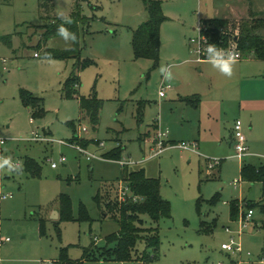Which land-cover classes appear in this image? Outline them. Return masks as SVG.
<instances>
[{"label":"rangeland","instance_id":"rangeland-1","mask_svg":"<svg viewBox=\"0 0 264 264\" xmlns=\"http://www.w3.org/2000/svg\"><path fill=\"white\" fill-rule=\"evenodd\" d=\"M162 1L168 19L155 66L151 59H135L132 47L133 30L149 17L143 0H0V135L7 139L3 158L22 162L19 171L0 168L1 235L11 239L1 247L0 264H59L63 247L74 261L89 250L83 264H264V212L254 207L247 227L241 213L231 217L234 200L245 215L248 202L264 203V183L241 179L243 164H264V61L252 54L236 59L232 73L242 65L253 73L263 71L242 83L241 94L237 82L228 80L231 76L200 62L190 43L203 19L225 18L239 25L253 13L264 18V0ZM77 2L89 20L81 25L80 59L96 61L80 72L78 92L90 97L96 91L102 100L97 123L82 115L78 99L63 94L78 59L45 56V45L69 50L74 42L56 36L38 48L43 35L39 26L59 13L69 17ZM259 33L264 36V27ZM162 68L171 74L166 81L174 88L159 98ZM21 89L44 98V117L24 105ZM186 98H199L200 105ZM69 121H75L78 136ZM238 121L249 148L243 159L235 156L233 143ZM35 130L53 141L29 140ZM166 130L165 146L156 153L157 135ZM183 142L197 144V149L173 147ZM74 145L97 157L88 159ZM120 149V159L105 155ZM61 157L64 163H59ZM26 158L40 164L38 175L27 172ZM122 160L132 163L122 166ZM123 167L145 169L147 176L159 178L162 196L172 206L170 218L155 223L146 217L145 226L159 227L161 235L160 247L148 250L156 256L152 261L100 260V252L91 250L93 241L104 246L107 236L120 231L109 199L134 198L125 182L116 181ZM7 194L12 195L2 198ZM62 195L71 199L72 219L57 222L51 216L60 209ZM82 206L86 218L81 217ZM232 238L241 252L222 249ZM144 248L140 243V251Z\"/></svg>","mask_w":264,"mask_h":264},{"label":"trees","instance_id":"trees-1","mask_svg":"<svg viewBox=\"0 0 264 264\" xmlns=\"http://www.w3.org/2000/svg\"><path fill=\"white\" fill-rule=\"evenodd\" d=\"M148 12V20L133 30L132 47L135 59H151L158 66L160 63L161 51V30L163 23L168 19L164 14L162 0H143ZM253 18L236 24L234 21L225 18L203 19L202 27L208 36L210 43L217 48L228 47L232 41L237 45L243 58L253 55L257 60H264V36L259 30L264 27V18ZM71 24L65 22L61 17H54L39 27L43 30L42 40L38 48H42V42H48L52 37L59 36L58 28L63 25L70 32L74 33L76 40L74 47L69 50H58L45 45V56L53 59H78L74 64L70 76L67 78L63 94L67 98L75 97L78 99L82 115L91 117L94 123L100 118V109L102 100L98 98L95 91L90 97L80 95L78 88L81 86L80 72L87 67L96 64L93 59L81 61V25L89 22L88 18L81 13L79 2L69 17ZM239 27L240 33L236 34L235 29ZM207 59V58H205ZM22 101L26 107L34 111L35 116L44 117L46 110L44 108V98L34 95L26 89L20 91ZM195 106L200 105V100L194 101L186 98ZM142 110H140L141 120ZM73 128L75 136L77 135L75 121L67 122ZM122 149L107 152L105 155L112 159L121 158ZM25 169L33 175L39 174L40 164L33 158H26ZM124 168V173L117 181L125 182L134 195V199L120 201L119 199H109L107 205L120 224V231L110 234L106 238V245L97 247L93 241L91 250L94 248L100 252V260L114 259L122 262L128 261H152L156 256H152L148 250L154 252L160 247L161 235L159 227H146V217L153 222L158 223L163 218L172 216V206L170 201L165 199L161 193V181L159 178L149 177L145 169L130 170ZM241 179L248 182L264 183V165L255 166L253 164H243L241 167ZM264 197V190H263ZM100 194L96 199L100 201ZM215 200V199H214ZM244 207L253 209L259 207L264 212V203L250 201ZM241 207L237 200L231 203V217L237 219ZM71 210V199L68 195H62L60 204L61 219H72L69 211ZM254 210V209H253ZM81 217H88L85 208H81ZM144 243L145 248L140 251L139 244ZM89 250H86L84 257L80 261L70 259L67 248L61 249L59 264H83L85 257L90 258Z\"/></svg>","mask_w":264,"mask_h":264},{"label":"built area","instance_id":"built-area-1","mask_svg":"<svg viewBox=\"0 0 264 264\" xmlns=\"http://www.w3.org/2000/svg\"><path fill=\"white\" fill-rule=\"evenodd\" d=\"M200 33L197 37H193L190 39V43L191 46H193V50L198 53L199 55V60H205V58H207V48L209 47V45H213L212 43H210L208 36L205 34V30L202 27V25H200L199 27ZM222 51L225 52H231L234 53L235 55V60L236 59H242L243 56L241 54V52L237 49V45L235 43H232V45L228 46V47H220L218 48ZM36 56H38V53L35 54ZM173 89V85L166 81V77L164 76L163 81L160 84L159 87V98H164L168 91ZM34 120L31 119V122H33ZM234 148L236 151L235 156L239 159H243L247 154H248V146H247V138L243 132V127L240 121L236 122L234 125ZM168 136V130L166 131H159L158 135H157V143H156V147H157V151L156 153H161L164 146H165V137ZM29 140H34V141H53V139L49 136L43 135L41 134L39 131L35 130L32 132L31 137L29 138ZM60 142L62 144H70L68 141L66 140H60ZM7 143V139L2 137L0 135V160H3V150H4V145ZM73 145V144H71ZM76 146V145H74ZM172 146V145H171ZM173 147H179L182 149H189V150H196L197 149V144H187L185 142L180 143V144H175L173 145ZM76 148L83 154L87 155L88 159H92V158H96L97 155L94 153H90L88 150L83 149L81 146H76ZM65 161V157H61L59 160V163H64ZM122 166L125 165H131V161L130 160H122L120 161ZM14 164H18L21 165L20 162L17 161H13ZM219 164V163H216ZM216 164H210L212 167H214ZM52 167L53 168H57L58 167V163L57 162H53L52 163ZM239 180L235 182V187H237ZM125 188L127 189V191H131L128 187V185H125ZM12 194H7V195H2V198H7L9 196H11ZM134 199V198H133ZM120 201H126L128 199H126V196H120L119 198ZM240 217L241 220L243 221V227H247V223L248 221L252 220L253 214H254V210L253 209H249L245 213L243 212V208L240 211ZM247 222V223H246ZM1 228H0V259H1V247L4 243L10 242L11 239L10 237H3L1 235ZM222 249L226 250L228 252H241L242 251V247L239 243H237L233 238L231 239V241L229 243H223L222 244ZM262 263H264V259L261 261ZM42 264H49L47 263H42Z\"/></svg>","mask_w":264,"mask_h":264},{"label":"clouds","instance_id":"clouds-1","mask_svg":"<svg viewBox=\"0 0 264 264\" xmlns=\"http://www.w3.org/2000/svg\"><path fill=\"white\" fill-rule=\"evenodd\" d=\"M61 19L65 20L66 23L71 24L72 20L65 17L63 13H59ZM58 35L64 40H76L74 33L70 32L67 28L61 25L58 28ZM207 59L208 62L221 73L231 76L233 72V65L236 62L234 53L225 52L218 49L215 45H209L207 48ZM167 79H171V74L167 69H161ZM7 166L9 172L22 170V165L14 164L10 159H4L0 161V168Z\"/></svg>","mask_w":264,"mask_h":264},{"label":"crops","instance_id":"crops-1","mask_svg":"<svg viewBox=\"0 0 264 264\" xmlns=\"http://www.w3.org/2000/svg\"><path fill=\"white\" fill-rule=\"evenodd\" d=\"M206 61H208V59H205V60H200V62H206ZM237 61V60H236ZM259 61V60H258ZM260 61H264V60H260ZM241 70L240 71H238V72H234V73H232V75H231V78L230 79H228V80H232V81H234V82H237V84L240 86L239 88H240V91H241V94H242V83H244L247 79H251L252 77H255V75L257 74V75H259V74H262V72L263 71H260L259 73H253V72H255V71H250L249 70V68H248V66L247 65H242L241 66V68H240ZM221 78H222V76H221ZM166 80H168V79H166ZM171 83V82H170ZM172 84V83H171ZM173 85V84H172ZM173 88H174V85H173ZM261 114H263V111H261ZM233 130H234V127L232 128ZM232 130V131H233ZM50 132L52 133V131L50 130ZM247 138V137H246ZM233 143H234V138H233ZM236 154V153H235ZM246 156H248V154L246 155ZM245 156V157H246ZM17 162H19V161H17ZM20 164H22V162H20ZM262 165H264V164H262ZM243 166V165H242ZM118 180V179H117ZM116 180V181H117Z\"/></svg>","mask_w":264,"mask_h":264},{"label":"water","instance_id":"water-1","mask_svg":"<svg viewBox=\"0 0 264 264\" xmlns=\"http://www.w3.org/2000/svg\"><path fill=\"white\" fill-rule=\"evenodd\" d=\"M59 215H60L59 210H55V212L52 214L51 217H52V219H54V220H58Z\"/></svg>","mask_w":264,"mask_h":264}]
</instances>
